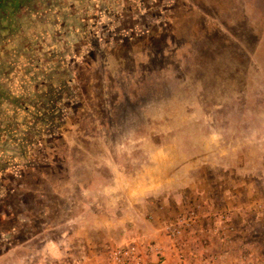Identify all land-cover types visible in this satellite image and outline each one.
I'll use <instances>...</instances> for the list:
<instances>
[{
    "label": "rangeland",
    "instance_id": "1",
    "mask_svg": "<svg viewBox=\"0 0 264 264\" xmlns=\"http://www.w3.org/2000/svg\"><path fill=\"white\" fill-rule=\"evenodd\" d=\"M14 1L0 264H105L189 209L191 252L264 264V0Z\"/></svg>",
    "mask_w": 264,
    "mask_h": 264
},
{
    "label": "built area",
    "instance_id": "2",
    "mask_svg": "<svg viewBox=\"0 0 264 264\" xmlns=\"http://www.w3.org/2000/svg\"><path fill=\"white\" fill-rule=\"evenodd\" d=\"M203 219L205 218L189 209L164 227L163 236L171 246L176 264H220V258L212 254V252L208 255L201 253L199 256L195 252H191L193 250L192 247H188V237L195 230L200 229ZM216 219L219 220L220 224L226 221L225 216ZM216 230V228L213 229V232H216ZM226 234L225 232H220L219 243H228ZM196 242L194 241L193 243ZM246 257L240 256L237 264H252ZM162 259L161 247L143 241H136L111 250L108 253L105 264H161Z\"/></svg>",
    "mask_w": 264,
    "mask_h": 264
},
{
    "label": "crops",
    "instance_id": "3",
    "mask_svg": "<svg viewBox=\"0 0 264 264\" xmlns=\"http://www.w3.org/2000/svg\"><path fill=\"white\" fill-rule=\"evenodd\" d=\"M159 239H160L159 246L162 247V249L164 251V253H163V259L161 260V264H176L175 258L172 255L173 253L168 248L169 242L167 241V239L164 236L161 237V238L159 236ZM195 239H197V238H195ZM195 241H197V240H195ZM202 242H203V245L205 244L204 251L202 249L203 247L200 245L199 242L196 245H194V250H195L196 255H199L200 256V254L203 253V252L204 253H210V252H212V254H214L213 252H217L220 249L215 244L214 245L212 244L214 242V240L212 238H210V239L206 238L205 241L202 240Z\"/></svg>",
    "mask_w": 264,
    "mask_h": 264
},
{
    "label": "flooded vegetation",
    "instance_id": "4",
    "mask_svg": "<svg viewBox=\"0 0 264 264\" xmlns=\"http://www.w3.org/2000/svg\"><path fill=\"white\" fill-rule=\"evenodd\" d=\"M14 2H15L14 0H2V1H0V8H3L4 7L3 5H5V3H7L9 5H11V4L14 5Z\"/></svg>",
    "mask_w": 264,
    "mask_h": 264
}]
</instances>
